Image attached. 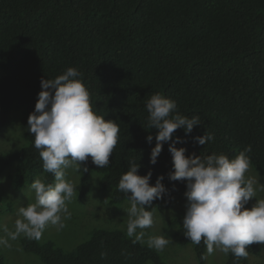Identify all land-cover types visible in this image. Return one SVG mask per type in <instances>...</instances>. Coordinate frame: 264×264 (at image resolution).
<instances>
[{"label": "trees", "instance_id": "trees-1", "mask_svg": "<svg viewBox=\"0 0 264 264\" xmlns=\"http://www.w3.org/2000/svg\"><path fill=\"white\" fill-rule=\"evenodd\" d=\"M0 66V128L23 108L26 144L0 154V176L14 165L15 189L40 175L55 183L53 174L43 171L28 117L41 80L70 67L83 74L94 111L120 126L110 166L98 168L91 157L82 163L88 171H78L80 202L91 192L93 172L101 175L102 190L113 188L114 201L128 200L117 185L132 159L141 165L139 175L152 171L150 184L165 177L169 192L152 202L153 213L170 207L186 190V181L168 179V143L150 164L158 129H148L146 101L155 93L175 100L179 114L200 117L192 133L177 129L173 134L185 141L176 146L185 147L186 155L223 153L232 159L251 145V166L264 173V0H0ZM206 130L215 139L199 145L194 137ZM183 218L171 219L164 233L179 246L192 245L204 264L207 248L184 236ZM134 240L121 230L97 229L71 250L30 238L23 239V247L43 264H168L158 250ZM247 251L246 259L228 253L224 264H250L262 247L253 243ZM0 264H7L2 256Z\"/></svg>", "mask_w": 264, "mask_h": 264}, {"label": "clouds", "instance_id": "clouds-1", "mask_svg": "<svg viewBox=\"0 0 264 264\" xmlns=\"http://www.w3.org/2000/svg\"><path fill=\"white\" fill-rule=\"evenodd\" d=\"M148 129H158L155 147L151 148L150 164L155 165L168 143L172 157V170L167 174L170 181H186V212L183 218L184 236L193 244L202 241L207 248V259L216 250L231 253L236 258H247L248 246L264 244V198L255 199L251 209L245 207L249 200L264 191V185L256 187L259 181L246 177L251 167L252 151L248 145L235 158L212 153L197 156L186 155L185 143L173 134L183 129L185 135L192 133L195 126L202 123L198 115L187 117L179 114L175 100L155 93L146 101ZM28 131L34 136V148L39 150L43 161V171L54 176L55 183H46L37 178L31 188L35 192V203L18 209L15 230L6 225L0 229L7 238L0 237V246L10 247L9 240H17L21 234L39 240L46 227L62 229L64 220L71 217L68 203L76 188L66 179L67 169L87 172L82 163L91 157L98 168L110 166V157L119 140L120 126L114 120H106L98 115L91 102V93L83 80V74L70 67L53 79L41 80L34 111L28 117ZM215 136L206 130L203 136L194 137L199 145L214 141ZM153 136L146 142L151 145ZM141 165L132 159L128 170L121 175L117 190L130 201L127 209V236H135L133 243L143 240L144 229L155 225L152 202L163 199L169 190L162 183L164 176L157 177L150 184L152 171L139 175ZM140 229L141 231H137ZM172 243L170 238L151 235L147 244L162 251ZM101 253V256H105Z\"/></svg>", "mask_w": 264, "mask_h": 264}, {"label": "rangeland", "instance_id": "rangeland-1", "mask_svg": "<svg viewBox=\"0 0 264 264\" xmlns=\"http://www.w3.org/2000/svg\"><path fill=\"white\" fill-rule=\"evenodd\" d=\"M4 72L0 66V77ZM23 108H19L11 115L7 126L0 128V154L17 150L26 144L23 136L24 126L21 122ZM14 165L6 168L4 174L0 176V206L2 214L0 216V225H6L10 231L15 230V220L18 217V209L35 203V192L31 185L15 189L11 184V176ZM66 179L71 180L74 185L80 182L78 171L69 168ZM101 175L97 172L92 173V188L89 195L83 202L78 200V191L76 190L71 202L68 203L71 217L64 220V227L57 230L55 226L49 225L43 232L39 242L51 241L55 246L65 250L74 249L78 244L90 239L94 230H121L127 234V209L130 207V201L124 200L116 202L113 200V188L102 190L99 186ZM246 177L259 181L256 187L259 189L264 185V173L253 166L246 173ZM37 178L42 179L41 175ZM36 178V179H37ZM186 190H183L180 196L168 208H161L154 212L155 225L153 228L144 229L146 233L142 242L147 244L148 237L151 235H162L170 238L172 243L164 250L159 251L163 259L168 264H200L195 256L192 245L179 246L173 235L164 233V227L167 223L177 217L185 215L186 212ZM264 198V191H258L257 196L249 200L245 206L251 209L256 203L255 199ZM141 231L140 229L137 230ZM0 237H6V234L0 229ZM135 237V236H133ZM27 238L23 234L17 240H9L10 247L0 246V256L4 258L7 264H43L39 256L28 252L23 247V239ZM262 251L260 254L250 256V264H264V244H260ZM207 255V253H206ZM228 254L216 250L211 256H207L204 264H224ZM147 264H153L151 262Z\"/></svg>", "mask_w": 264, "mask_h": 264}]
</instances>
